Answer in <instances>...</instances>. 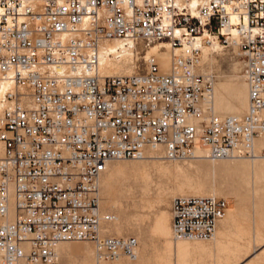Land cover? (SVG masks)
Returning a JSON list of instances; mask_svg holds the SVG:
<instances>
[{"label":"built area","instance_id":"built-area-1","mask_svg":"<svg viewBox=\"0 0 264 264\" xmlns=\"http://www.w3.org/2000/svg\"><path fill=\"white\" fill-rule=\"evenodd\" d=\"M0 0V264H59L60 242L89 240L97 259L134 258V236L101 234L107 163L161 147L169 160L252 158L264 138V0ZM173 49L131 75L99 73V45ZM237 46L247 110L218 115L202 47ZM260 155L264 154V148ZM217 196L171 202L174 240L210 239Z\"/></svg>","mask_w":264,"mask_h":264},{"label":"bare ground","instance_id":"bare-ground-1","mask_svg":"<svg viewBox=\"0 0 264 264\" xmlns=\"http://www.w3.org/2000/svg\"><path fill=\"white\" fill-rule=\"evenodd\" d=\"M196 2L197 0H192L191 6H194ZM135 47L134 43L128 42L126 44L121 40L102 41L98 49L99 73L102 75H131L134 73L133 68L137 66L136 64L139 56ZM161 48H165V50L160 51ZM169 48L171 49V53ZM221 48L222 47L216 43L202 47L197 70L204 65L209 66L213 60V53ZM233 49L236 51L238 50L237 46H234ZM153 51H155L159 57V68L160 65L162 68V71H160L168 73L173 49L169 47L167 43L159 42L157 46L153 48ZM147 56H145V59ZM6 89V83H0V114L4 107L2 100ZM213 89L215 93L214 110L218 115L242 116L244 112H246L248 92L245 84H239L237 82L227 84L219 81L213 86ZM262 148H264V138L256 141V156L252 157L251 162L238 160L229 161L235 158H224V160L217 159L221 160V162L211 163L209 169L212 173L217 172V170H229L242 172V174L249 177L252 175L259 177V175L264 174V161L256 159V157L260 155L257 150L260 152ZM162 150L161 147L146 149L143 158L149 161L128 162L119 159V161L113 160L107 163L106 170L102 173L103 176L101 175L99 180L100 210L104 209L109 212L108 214L111 216V219L101 223L102 235L125 237L129 233H134L137 241L139 243L141 242V238H143L142 232L136 223L126 218L132 213L128 214L129 207L123 204V199L135 198L136 192L139 195L142 207H151L152 203H160L174 195L218 196L220 194L221 191L217 188L212 173L210 178L207 174L203 177L195 176L193 178L189 177L191 175H187L190 170H199L201 167H204L201 161H204L202 158L206 157L202 152L197 151L196 158L198 159H196L195 162L181 164L176 162L167 163L160 160L162 157L161 153H163ZM210 160L215 161V159ZM226 212L228 213V208ZM226 212L224 217L227 215ZM119 216H121L122 219H120ZM171 218L172 214L169 215L166 210H163L155 216L151 225V235L156 241L160 242V246H155L153 251L149 249L148 251L145 250L143 246H140L142 244L138 243L139 246L137 245L135 257L128 258L125 256L127 260L125 258L123 260L128 261V264H202L197 255L200 257V255L207 252L211 253L212 248L210 239H212L213 236L207 240H174L171 232ZM218 221L216 223H218ZM143 239H146V237ZM90 242L94 244L93 241ZM144 246L146 247V244ZM55 251L58 262L59 257L61 258V264H70L73 255L83 256L82 258H84L85 264H102L105 262V260L97 259L95 244L92 245L91 243L80 241L60 242L55 246ZM120 257L121 256L113 260L116 261L120 259ZM215 263L219 264L221 262L217 261Z\"/></svg>","mask_w":264,"mask_h":264},{"label":"rangeland","instance_id":"rangeland-1","mask_svg":"<svg viewBox=\"0 0 264 264\" xmlns=\"http://www.w3.org/2000/svg\"><path fill=\"white\" fill-rule=\"evenodd\" d=\"M159 43V42H157ZM157 43L150 45L149 47H142L140 45H135V50L138 52L139 56L137 59V66L133 68L134 73L138 70H142L144 68V59L145 56L154 54L156 55L158 61L159 57L157 56V53L153 51V48L157 46ZM206 46H210L209 44ZM222 48L219 49L217 52L213 53V60L209 66L204 65L202 68L200 67L198 72L205 75H210L213 80V86L217 82H224L227 84H231L234 82H237L239 84H245L244 77H243V57L241 56L240 52L234 48V45L229 46H221ZM165 48H161L160 51H164ZM170 53L171 49L169 48ZM159 51V50H158ZM202 59V58H201ZM160 63V62H159ZM203 65V64H202ZM203 69V70H202ZM160 70L162 71L161 65ZM133 74V73H132ZM215 98V93H214ZM245 113V112H244ZM163 152V150H162ZM258 153L259 150H257ZM161 158L163 162H176V163H191L195 162L198 158L193 159H187V160H169L166 159L163 156V153H161ZM203 162L204 167H201L199 170H190L187 174L190 178L193 177H203L209 175V178L211 177V171H210V165L211 163H219L221 160H210L206 158ZM256 159L263 160L264 161V154L259 155V157H256ZM121 161H128V162H142V161H149L146 158H140V159H120ZM224 160V159H222ZM229 160V159H225ZM243 161V162H251L252 158H235L231 159L229 161ZM119 161V160H114ZM199 174H198V173ZM103 176V175H102ZM253 176V177H252ZM251 177L245 176L242 174V172H235V171H229V170H217V172L212 173V177H214V180L216 181L217 188L221 191L220 194L217 197H223L226 198L231 204L234 201H248L252 200L253 205H255V213L257 217L260 218L261 221L264 219V174L259 175V177H256L252 175ZM128 182V181H125ZM181 195H174L168 197V199L160 202V203H152L151 207H142L139 195L136 192V197L133 199H123V204L126 207H129V213H132L128 217H126L129 221H132L133 223H136L138 228L141 230L142 233L149 234L151 236L150 239L154 240V242H157L155 246H160V242L156 241L154 237H152L150 228L154 221V218L156 215H158L163 210H166L169 215H171V202L175 197H178ZM164 202V203H163ZM135 204V205H134ZM228 204V205H229ZM101 207V204H100ZM163 209V210H162ZM162 210V211H161ZM103 213H109L104 209H101ZM227 213V212H226ZM111 214V213H110ZM228 214V213H227ZM120 219H122L121 216H119ZM138 219V221H137ZM259 230H264V225L260 224L258 226ZM108 234V233H107ZM115 236V235H112ZM127 236H134V233H129ZM79 242V241H75ZM85 243H91L90 241H80ZM262 245V243H260ZM153 247V248H154ZM150 251H153L151 249ZM81 255H73L72 259L70 261V264H85L84 258ZM105 261H113V260H105ZM202 262V261H201ZM59 264H61V258L59 257ZM97 264V263H96ZM203 264V262H202ZM245 264H264V244L261 246L258 250H253L251 256L248 258Z\"/></svg>","mask_w":264,"mask_h":264},{"label":"crops","instance_id":"crops-1","mask_svg":"<svg viewBox=\"0 0 264 264\" xmlns=\"http://www.w3.org/2000/svg\"><path fill=\"white\" fill-rule=\"evenodd\" d=\"M260 224L264 225V219L261 221L257 217L252 200L232 202L228 205V214L216 223L214 235L210 239L211 253L207 252L197 257L203 264H216L217 261L221 262L219 264H245L252 251L260 249L264 244V230H259ZM142 236L146 239L141 238V242H138L142 244L140 246L145 250L153 249L157 242L150 239L149 234L142 233ZM124 258L126 259L125 256H121L117 262L105 261L102 264H128Z\"/></svg>","mask_w":264,"mask_h":264}]
</instances>
